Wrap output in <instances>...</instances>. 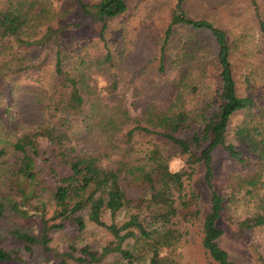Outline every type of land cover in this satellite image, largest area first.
Listing matches in <instances>:
<instances>
[{
  "label": "trees",
  "instance_id": "trees-1",
  "mask_svg": "<svg viewBox=\"0 0 264 264\" xmlns=\"http://www.w3.org/2000/svg\"><path fill=\"white\" fill-rule=\"evenodd\" d=\"M25 1L24 5H16L12 0L8 6L0 4V48L13 42L37 47L54 38L51 28L34 41L23 37L32 18L44 15L46 5L42 0ZM181 3L166 30L164 46L178 24L207 29L213 34L219 45L217 66L221 88L217 106L212 110L193 114L187 109L176 113L171 108L160 112L149 109L144 117H132L124 99L118 98L116 81L108 96L98 98L83 75L64 69L58 53L53 92L44 111L49 118L44 115L42 121L29 126L18 111L12 110L15 101L8 98L6 104L4 79L0 78V219L9 215L23 219L40 217L43 224L38 235L18 228L9 231L17 246L9 245L0 229V263L29 264V257L41 249L60 259V264H69V260L102 264L111 256L119 257L125 264H182L185 224L202 215L200 198L190 191L187 179L203 163L211 190V207L202 221V244L216 264H235L219 242L224 234L218 222L225 209V197L214 189L212 162L219 147L232 158L243 160L235 145L227 143V133L232 117L241 110L252 112L256 102L253 97L238 94L227 32L211 21L187 17ZM79 5L93 22L103 24L102 34L109 20L127 10V0H100L92 5L80 0ZM260 26L264 34L263 21ZM41 64L34 63L28 68L38 69ZM175 105L173 101L171 107ZM48 108L52 110L47 112ZM260 116L263 121L245 132L264 166V114ZM90 118L97 119L103 130H113L111 135L126 130L122 134L126 145L120 147V152H116L115 146L112 151L88 150L63 127L72 120ZM144 118L157 129L146 126ZM139 130L155 137L146 149H139L141 143L134 140ZM175 159L182 162V168L173 167ZM259 177L263 179L261 186L249 191L256 210L253 217L244 220L243 226L247 228L264 226V169ZM124 211L126 219L120 223L117 216ZM89 222L110 233L112 239L107 245L100 249L90 245L77 249L72 245L67 251L50 245L51 231L71 224L83 232Z\"/></svg>",
  "mask_w": 264,
  "mask_h": 264
},
{
  "label": "rangeland",
  "instance_id": "rangeland-1",
  "mask_svg": "<svg viewBox=\"0 0 264 264\" xmlns=\"http://www.w3.org/2000/svg\"><path fill=\"white\" fill-rule=\"evenodd\" d=\"M12 1L16 5L27 3L25 0ZM42 1L46 3L44 15L32 18L23 37L34 41L51 28L54 38L37 47H24L13 42L0 48V78L4 79L2 90L6 104L8 98L15 101L12 110L18 111L29 126L42 121L44 115L49 118L44 111L53 92L58 53L64 69L83 75L98 98L108 96L116 81L118 98L124 99L132 117H144L149 109L160 112L171 108L174 113L187 109L193 114L212 110L217 106L221 88L217 66L219 45L213 34L207 29L178 24L164 46L165 34L180 1L181 10L187 17L211 21L227 32L229 59L238 94L253 97L256 105L250 113L247 110L237 112L227 133V143L235 145L243 160L232 158L222 147L214 152L213 186L225 197V209L218 222L224 234L219 242L235 264H264V226H243L244 220L253 217L256 210L249 191H256L263 181L259 177L264 169L263 162L252 150V142L245 131L263 121L260 114H264V34L260 25L264 22V0H127V10L109 20L103 34V24L93 22L92 17L81 10L80 0ZM81 1L92 5L100 0ZM0 4L8 6L9 0H0ZM34 63L42 64L38 69L28 68ZM173 101L176 105L171 107ZM48 109L47 112L52 110ZM90 119L72 120L63 127L73 140L88 150L112 151L115 146L116 152H120V147L126 145L122 137L126 130L111 135L113 130L107 132L97 119ZM143 120L146 126L157 129L155 124ZM153 138L152 133L139 130L134 140L141 143L139 149H146ZM173 162L175 169L182 168L179 159ZM205 172L204 164L199 163L194 175L187 179L190 191L200 198L202 215L185 224L182 264H216L202 244V221L211 207V190ZM125 219V211L117 216L120 223ZM106 220L110 221V217ZM42 227L40 217L23 219L9 215L0 219V229L12 246L18 243L9 231L18 228L38 235ZM50 237V245L59 251H67L72 245L77 249L85 245L100 249L112 239L106 229L90 222L83 232L69 224L51 231ZM29 264H60V259L37 249L29 257ZM69 264L79 263L69 260ZM102 264L125 263L119 257L111 256Z\"/></svg>",
  "mask_w": 264,
  "mask_h": 264
}]
</instances>
